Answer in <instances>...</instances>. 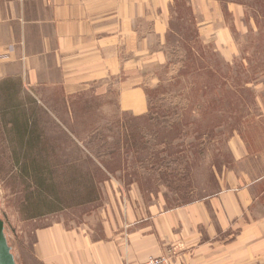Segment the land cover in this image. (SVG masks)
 <instances>
[{"label":"crops","instance_id":"obj_1","mask_svg":"<svg viewBox=\"0 0 264 264\" xmlns=\"http://www.w3.org/2000/svg\"><path fill=\"white\" fill-rule=\"evenodd\" d=\"M244 12L240 0H0V84L17 83L33 102L23 107L71 114L91 93L142 115L148 77L178 24L203 38L211 26L219 44H230ZM238 150L239 169L217 171L216 192L180 205L106 180L96 223L46 219L31 242L9 241L16 263L136 264L175 249L173 264H264V151Z\"/></svg>","mask_w":264,"mask_h":264},{"label":"rangeland","instance_id":"obj_2","mask_svg":"<svg viewBox=\"0 0 264 264\" xmlns=\"http://www.w3.org/2000/svg\"><path fill=\"white\" fill-rule=\"evenodd\" d=\"M240 1L244 24L231 29L233 43L219 44L211 26L203 38L178 24L166 59L148 77L145 114L91 93L71 114L23 107L31 97L17 83L0 84V216L8 241L31 242L32 229L48 220L96 223L93 213L111 190L106 180L135 182L175 206L216 192L217 171L239 169L238 149L264 151V0Z\"/></svg>","mask_w":264,"mask_h":264},{"label":"water","instance_id":"obj_3","mask_svg":"<svg viewBox=\"0 0 264 264\" xmlns=\"http://www.w3.org/2000/svg\"><path fill=\"white\" fill-rule=\"evenodd\" d=\"M0 264H17L12 247L9 244L6 232L5 222L0 216Z\"/></svg>","mask_w":264,"mask_h":264},{"label":"built area","instance_id":"obj_4","mask_svg":"<svg viewBox=\"0 0 264 264\" xmlns=\"http://www.w3.org/2000/svg\"><path fill=\"white\" fill-rule=\"evenodd\" d=\"M176 255L177 252L175 251V249H171L162 255L151 256L146 260L136 264H173Z\"/></svg>","mask_w":264,"mask_h":264}]
</instances>
